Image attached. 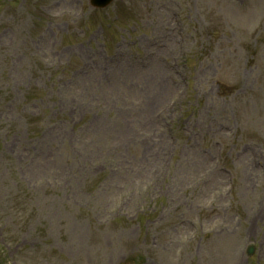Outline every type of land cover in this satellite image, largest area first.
I'll use <instances>...</instances> for the list:
<instances>
[{"label": "rangeland", "instance_id": "obj_1", "mask_svg": "<svg viewBox=\"0 0 264 264\" xmlns=\"http://www.w3.org/2000/svg\"><path fill=\"white\" fill-rule=\"evenodd\" d=\"M0 264H264V0H0Z\"/></svg>", "mask_w": 264, "mask_h": 264}, {"label": "bare ground", "instance_id": "obj_2", "mask_svg": "<svg viewBox=\"0 0 264 264\" xmlns=\"http://www.w3.org/2000/svg\"><path fill=\"white\" fill-rule=\"evenodd\" d=\"M238 254L237 253H234V259L235 258H238V256H237ZM230 259L234 262V260H233V258H232V256L230 255Z\"/></svg>", "mask_w": 264, "mask_h": 264}, {"label": "water", "instance_id": "obj_3", "mask_svg": "<svg viewBox=\"0 0 264 264\" xmlns=\"http://www.w3.org/2000/svg\"><path fill=\"white\" fill-rule=\"evenodd\" d=\"M98 1V0H97ZM109 0H101V4H106Z\"/></svg>", "mask_w": 264, "mask_h": 264}]
</instances>
